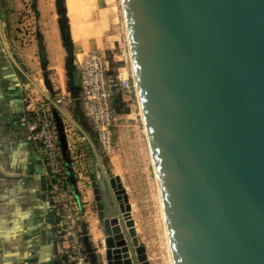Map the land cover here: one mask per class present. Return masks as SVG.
Wrapping results in <instances>:
<instances>
[{
	"label": "water",
	"instance_id": "water-1",
	"mask_svg": "<svg viewBox=\"0 0 264 264\" xmlns=\"http://www.w3.org/2000/svg\"><path fill=\"white\" fill-rule=\"evenodd\" d=\"M123 6L173 264H264V0ZM0 39L28 77L1 21ZM31 82L81 131L101 170L92 178L106 264H151L126 190L120 176L107 175L92 126L84 128ZM72 83L79 88L76 70ZM48 218L54 221L53 210Z\"/></svg>",
	"mask_w": 264,
	"mask_h": 264
},
{
	"label": "rangeland",
	"instance_id": "rangeland-1",
	"mask_svg": "<svg viewBox=\"0 0 264 264\" xmlns=\"http://www.w3.org/2000/svg\"><path fill=\"white\" fill-rule=\"evenodd\" d=\"M43 1L0 0V21L2 22L3 33L9 45L20 56H24L22 54L25 51L24 49L32 44L38 46L34 66L26 69L25 66L20 65L27 74H29L28 71L30 72L34 77V81L38 85L40 83L41 89L70 117L78 121L84 128H87L89 123L84 120L77 101L79 89L73 86L71 77L68 79L67 74H64V78L61 80L58 70L52 68L56 65V62L62 63L63 59L66 63L69 62L71 56H75V51L74 49L71 53L63 51L58 39L55 20L46 17L47 15H43L37 10V6ZM67 7L75 31L77 26L81 24L87 27L88 30L97 33H103L106 31L104 28L111 26V30L126 32L127 36L122 0H67ZM62 20L63 30L67 32L68 17L66 14L62 15ZM122 33L119 35L122 36ZM75 34L79 35L77 32ZM122 43H125V45L121 46ZM122 43L117 46L114 52L109 53V58L111 67L114 70L118 67H124V70L127 71L128 69L125 66L129 67L131 54L128 46L125 47L126 40ZM41 46L46 49L43 57L40 55ZM46 56L48 58L47 66L42 65V60H46ZM80 57L82 56L80 55ZM70 69H73L72 66ZM123 76L125 77L126 73ZM23 79L30 90H26L24 96L26 100L32 99L34 102L45 103L57 113L60 122L59 128L56 127L58 140L61 139L64 144H70V149L66 148L65 153L67 158L71 159L69 160L70 172L72 176L73 173L75 174L76 184L79 185L84 199L86 213L84 219L88 217V220L85 219L88 221L85 224L86 231L88 233L87 228L90 226L92 232V235L87 236L93 238L88 240V248L92 256H95L96 259L101 258L102 253L105 252V235L102 227V210L99 206V199L95 193L92 178L95 174L100 175L101 170L96 163L92 150L88 149L86 151L82 145L85 138L81 131L35 86L25 78ZM118 105L121 116L116 126L114 142L108 150L99 148L97 142H95L97 151L107 175L120 176L131 206V215L138 239L145 245L151 264H172L158 177L140 105H129L123 100ZM44 181L45 179H43L45 191ZM45 195L48 203L52 204L46 191ZM95 264H97L96 260Z\"/></svg>",
	"mask_w": 264,
	"mask_h": 264
},
{
	"label": "crops",
	"instance_id": "crops-1",
	"mask_svg": "<svg viewBox=\"0 0 264 264\" xmlns=\"http://www.w3.org/2000/svg\"><path fill=\"white\" fill-rule=\"evenodd\" d=\"M58 6L57 0H44L37 6V10L55 20L63 51L66 52L62 45L59 19L65 14L58 12L63 7L66 8L67 29L74 45V55L82 56L93 50H105L109 54L124 40L127 42L125 47L129 48L126 32L111 30V26L104 28L105 32L97 33L81 24L75 31L68 13L67 0ZM9 47L26 69L34 66L38 46L32 44L24 49V56H20L12 46ZM45 61L47 66V56ZM55 67L61 69L58 75L63 80L64 74H67L65 60L62 63L56 62L52 68ZM28 73V77L25 76L11 62L0 39V264H64L60 256L62 246L55 239L53 225L48 218L51 204L43 188L46 166L39 145L29 138V130L23 120L27 104L24 96L26 90H29L23 78L35 86L31 82L34 77ZM124 99L129 105H139L138 99L132 95H125ZM86 220L85 224L88 222ZM87 229L88 236L92 235L90 226ZM96 262L106 264L105 252Z\"/></svg>",
	"mask_w": 264,
	"mask_h": 264
},
{
	"label": "built area",
	"instance_id": "built-area-1",
	"mask_svg": "<svg viewBox=\"0 0 264 264\" xmlns=\"http://www.w3.org/2000/svg\"><path fill=\"white\" fill-rule=\"evenodd\" d=\"M73 65L79 77L77 101L81 113L95 131L99 148L108 150L114 142L121 116L118 97L125 102V95L138 99L131 56L129 67L125 66L127 71L124 67L114 70L105 50L88 51L82 57L75 55ZM23 120L29 138L38 143L46 166L44 186L52 201L53 235L62 246L60 256L64 264H92L85 241L88 233L84 227V199L75 174L72 176L70 172L71 159L65 153L70 144L58 140L57 113L45 103L29 99Z\"/></svg>",
	"mask_w": 264,
	"mask_h": 264
},
{
	"label": "trees",
	"instance_id": "trees-1",
	"mask_svg": "<svg viewBox=\"0 0 264 264\" xmlns=\"http://www.w3.org/2000/svg\"><path fill=\"white\" fill-rule=\"evenodd\" d=\"M63 2H64V0H57V3L59 4V6H60L61 3H63ZM59 6H58V8H59ZM58 12H59L60 14H66V8H65V7L60 8V9L58 10ZM59 22H60V25H61V28H62V33H61V36H62V45H63L64 49L66 50V52L71 53V52L73 51V49H74V45H73L72 40H71V38H70V34H69L68 31L65 32V31L63 30L64 24H63L62 17H60ZM40 55H41L42 57H43V55H44V49H43L42 46H41V52H40ZM74 57H75V56L72 55L71 58L69 59V62L66 63V70H67V77H68V79H69L70 77L72 78V72L75 70V67H74V65H73ZM71 66H72L73 69H70ZM69 69H70V70H69ZM122 100H123V98L118 97V102H119V104L121 103ZM84 120H85V118H84ZM85 121H86V120H85ZM86 122H87V121H86Z\"/></svg>",
	"mask_w": 264,
	"mask_h": 264
},
{
	"label": "bare ground",
	"instance_id": "bare-ground-1",
	"mask_svg": "<svg viewBox=\"0 0 264 264\" xmlns=\"http://www.w3.org/2000/svg\"><path fill=\"white\" fill-rule=\"evenodd\" d=\"M123 1V0H122ZM125 12V11H124ZM125 20H126V18H125ZM126 27H127V24H126ZM127 38H128V40H129V37H128V30H127ZM55 45V44H54ZM53 45V46H54ZM55 47V46H54ZM56 48V47H55ZM58 49V48H57ZM53 50V49H52ZM59 51V50H58ZM61 51V50H60ZM56 53V52H55ZM52 54L54 55V53L52 52ZM61 56V55H60ZM56 57V56H55ZM53 58V57H52ZM57 58V57H56ZM55 58V59H56ZM60 58V57H59ZM61 59V58H60ZM57 61V60H56ZM55 61V62H56ZM53 63V62H52ZM57 63H59V62H57ZM53 65V64H52ZM133 66V65H132ZM56 67H58V66H56ZM55 67V68H56ZM59 70H58V72H59V74L62 72L61 71V69L60 68H58ZM141 113H142V111H141ZM142 118H143V116H142ZM149 147H150V145H149ZM153 161H154V159H153ZM154 166H155V164H154ZM155 170H156V167H155ZM156 174H157V171H156ZM157 177H158V175H157ZM158 183H159V180H158ZM159 188H160V184H159ZM160 192H161V189H160ZM161 198H162V193H161ZM162 204H163V198H162ZM163 210H164V204H163ZM164 219H165V222H166V216H165V211H164ZM167 228V227H166ZM167 234H168V231H167ZM169 250H170V246H169ZM170 256H171V251H170ZM171 259H172V256H171ZM172 264H173V261H172Z\"/></svg>",
	"mask_w": 264,
	"mask_h": 264
}]
</instances>
